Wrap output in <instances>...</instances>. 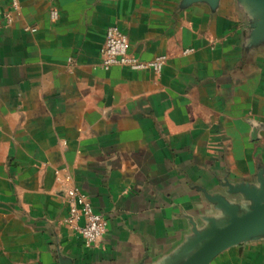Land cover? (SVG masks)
I'll return each mask as SVG.
<instances>
[{"label":"crops","instance_id":"0c3cea01","mask_svg":"<svg viewBox=\"0 0 264 264\" xmlns=\"http://www.w3.org/2000/svg\"><path fill=\"white\" fill-rule=\"evenodd\" d=\"M0 8L13 18H0V264L174 262L192 222L221 216L206 195L235 202L225 181L264 174V41L249 43L253 19L239 0ZM110 25L135 56L166 55L161 74L103 70ZM69 184L107 220L92 246L64 222ZM210 264H264V236Z\"/></svg>","mask_w":264,"mask_h":264},{"label":"water","instance_id":"95a60500","mask_svg":"<svg viewBox=\"0 0 264 264\" xmlns=\"http://www.w3.org/2000/svg\"><path fill=\"white\" fill-rule=\"evenodd\" d=\"M184 4L205 1L211 7L218 0H182ZM251 15L249 43L256 45L264 41V0H239ZM228 194L241 196L231 202L221 194L206 195L221 213L219 218L208 217L207 225L197 228L192 222V236L174 262L168 264H210L211 261L227 248L264 236V174L259 171L255 182L233 185L224 182ZM60 264H73L61 259Z\"/></svg>","mask_w":264,"mask_h":264},{"label":"built area","instance_id":"2783aa9c","mask_svg":"<svg viewBox=\"0 0 264 264\" xmlns=\"http://www.w3.org/2000/svg\"><path fill=\"white\" fill-rule=\"evenodd\" d=\"M20 0H10V10L19 13ZM0 18L10 23L13 18L11 12H3L0 8ZM49 18L57 20L58 11L51 8ZM25 31L35 32L34 27L25 26ZM191 49H185L188 53ZM166 55H158L151 59L144 60L129 51L127 36L116 26L110 25L105 29L104 41L99 50V66L107 71L112 67H123L130 71H150L160 75L166 63ZM56 179L62 181L57 174ZM69 180L70 177H66ZM65 203L67 215L64 222L75 230L87 246H92L99 241L106 232L107 220L101 213L93 210L88 196L76 185L69 184L65 188Z\"/></svg>","mask_w":264,"mask_h":264}]
</instances>
